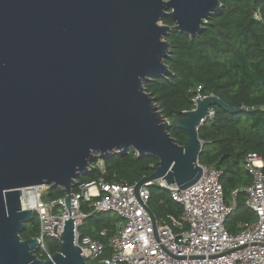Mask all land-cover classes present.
Returning a JSON list of instances; mask_svg holds the SVG:
<instances>
[{
  "label": "water",
  "instance_id": "water-1",
  "mask_svg": "<svg viewBox=\"0 0 264 264\" xmlns=\"http://www.w3.org/2000/svg\"><path fill=\"white\" fill-rule=\"evenodd\" d=\"M221 7V0H0V264H88L70 207L98 156L133 148L155 157L137 195L160 178L180 188L201 178L199 129L213 106L245 108L198 96L176 120L187 133L181 145L145 84L172 74L169 32L198 36ZM42 185L63 189L70 210L59 249L46 259L37 238L21 236L35 219L24 191Z\"/></svg>",
  "mask_w": 264,
  "mask_h": 264
},
{
  "label": "trees",
  "instance_id": "trees-1",
  "mask_svg": "<svg viewBox=\"0 0 264 264\" xmlns=\"http://www.w3.org/2000/svg\"><path fill=\"white\" fill-rule=\"evenodd\" d=\"M221 1L222 7L208 19L200 35L192 37L178 30L169 32L166 40L171 48L166 62L172 74L152 78L145 88L170 121L171 136L181 145L187 133L176 126V120L195 108L198 96L215 94L231 106L245 108L235 113L215 105L213 116L199 129L203 145L199 162L222 171L220 181L227 202L232 193L238 191L237 206L226 221L228 230L236 233L240 223L256 218L243 190L252 182L246 167L247 155L255 152L264 159V0ZM259 10L262 19L256 16ZM164 23L174 25L171 18H166ZM155 161V157L140 156L131 148L127 153L108 155L104 158V172L92 168L79 181L103 177L109 182L133 184L153 173ZM262 170L264 173V167ZM64 196L63 189L49 186L44 198ZM149 206L158 219L169 213L178 217L182 214V207L170 197L169 191L156 184L151 187ZM83 210L90 215L80 232L106 242L100 232L108 229L110 235L114 234L120 218L112 216L111 212H93L86 205ZM39 232L35 214L34 221L21 236L36 238ZM46 242L49 252L55 254L60 240L48 238ZM37 255L47 258L42 249Z\"/></svg>",
  "mask_w": 264,
  "mask_h": 264
},
{
  "label": "built area",
  "instance_id": "built-area-1",
  "mask_svg": "<svg viewBox=\"0 0 264 264\" xmlns=\"http://www.w3.org/2000/svg\"><path fill=\"white\" fill-rule=\"evenodd\" d=\"M256 16L262 19L260 10ZM213 114L214 110L209 117ZM198 164L203 172L193 185L180 188L160 178L142 185L139 195L137 182H109L103 177L77 180L72 192L74 198H71V218L75 223V244L82 249L88 264H264L263 157L255 152L247 155L246 167L252 182L243 190L256 218L241 223L236 233L228 230L226 221L237 206L238 191H234L227 202L220 181L222 171L199 160ZM95 167L104 172V158L98 156L90 170ZM155 184L166 188L182 207L180 217L169 213L158 219L154 214V221L148 207L151 187ZM44 188L43 185L29 188L36 192L33 199H24V191L22 202L23 207L32 209L38 218L39 249L51 257L46 240H60L70 210L65 196L44 198ZM84 205L93 212H114L120 218L114 234L110 235L108 229L100 232L106 242L80 232L90 215L83 210Z\"/></svg>",
  "mask_w": 264,
  "mask_h": 264
},
{
  "label": "bare ground",
  "instance_id": "bare-ground-1",
  "mask_svg": "<svg viewBox=\"0 0 264 264\" xmlns=\"http://www.w3.org/2000/svg\"><path fill=\"white\" fill-rule=\"evenodd\" d=\"M28 189H25V197H24V199H27V198L33 199L34 193H36V192L34 190H31V189L28 190Z\"/></svg>",
  "mask_w": 264,
  "mask_h": 264
},
{
  "label": "rangeland",
  "instance_id": "rangeland-1",
  "mask_svg": "<svg viewBox=\"0 0 264 264\" xmlns=\"http://www.w3.org/2000/svg\"><path fill=\"white\" fill-rule=\"evenodd\" d=\"M163 24H164V22H163ZM44 187H45V188L43 189V196L45 195V193H46V191H47V189H48L49 186H48V185H45ZM111 215L117 217V214H115L114 212H111ZM240 224H241V223H240ZM240 224H239V225H240Z\"/></svg>",
  "mask_w": 264,
  "mask_h": 264
}]
</instances>
